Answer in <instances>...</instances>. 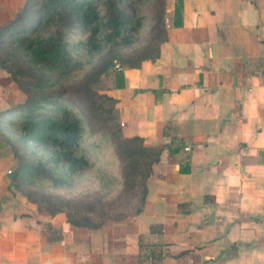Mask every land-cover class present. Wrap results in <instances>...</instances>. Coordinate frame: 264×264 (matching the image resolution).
I'll return each mask as SVG.
<instances>
[{
    "label": "crops",
    "instance_id": "crops-1",
    "mask_svg": "<svg viewBox=\"0 0 264 264\" xmlns=\"http://www.w3.org/2000/svg\"><path fill=\"white\" fill-rule=\"evenodd\" d=\"M25 0H0V28ZM158 58L110 74L124 137L163 148L142 211L96 229L16 195L0 155V264H264V0H163ZM190 151H184V147ZM153 227V229H150Z\"/></svg>",
    "mask_w": 264,
    "mask_h": 264
},
{
    "label": "rangeland",
    "instance_id": "rangeland-1",
    "mask_svg": "<svg viewBox=\"0 0 264 264\" xmlns=\"http://www.w3.org/2000/svg\"><path fill=\"white\" fill-rule=\"evenodd\" d=\"M104 1L97 0L99 4ZM119 5L126 12L133 31L125 30L124 26L119 28L118 34L112 27L101 29L94 43L101 46L102 52L94 54L87 46L90 33L86 29L80 25L62 29L71 63L67 70L60 73L32 65L28 56L12 45L10 36L4 37L3 44L0 43V155L9 156V163L4 166L11 171L7 174L11 178L17 166L40 167L45 171L33 176L30 181H22L19 177L14 182L16 195L32 204L42 215H47L56 206L61 207L63 212L59 214H64L65 218L67 215L74 218L86 216L98 222L106 215L107 218L127 215V220L132 218L137 206L135 198L123 185L122 165L111 138L98 133L94 135L86 119L82 120L81 132L72 150V157L85 164L74 166L55 164L53 151L65 150L41 149L32 142L28 144L21 139V131L14 126L15 121H21L20 117L26 115L25 111L17 112L15 109L28 101L35 102L37 112L55 120L63 116L60 105L72 114L80 115L82 106L75 102L72 90L95 65L109 59L121 65V59L131 58L142 49L155 46L156 41L151 42L156 33L153 28H166L161 1L122 0ZM103 12L101 8V17ZM158 17H161L160 23ZM102 21L106 23L104 17ZM37 24L36 20L31 22L32 31L36 30L34 33L41 37L57 28L55 23ZM110 74L100 78L95 87L100 94L108 87ZM35 84L39 87L34 88ZM40 97H50L51 100L38 102ZM56 102L58 106H55ZM5 139L8 146L4 143ZM55 180L58 184H54ZM51 201L53 206L49 204Z\"/></svg>",
    "mask_w": 264,
    "mask_h": 264
},
{
    "label": "trees",
    "instance_id": "trees-1",
    "mask_svg": "<svg viewBox=\"0 0 264 264\" xmlns=\"http://www.w3.org/2000/svg\"><path fill=\"white\" fill-rule=\"evenodd\" d=\"M161 2L163 0H160ZM122 0H105L99 4L97 0H25L23 7L14 15L10 22L0 28V43L3 38L10 36L12 45L21 49L29 58L32 65L44 67L53 73H60L67 70L71 63L70 55L66 49L63 39L62 29L80 25L90 33L87 46L94 54H101L102 48L94 43V38L100 30L105 27H112L115 34L119 33V28L124 26L125 30L133 31L129 27L126 12L119 5ZM101 8L104 10L103 23ZM36 20L38 24L49 25L57 24V28L51 34L41 37L32 31L31 22ZM161 22V17L159 18ZM37 24V25H38ZM172 25H181V5L175 6ZM156 33L151 42L156 41L155 46L146 47L136 53L133 57L121 59V69L115 70L112 59L101 60L90 72L73 88L72 96L75 102L81 104L80 115L72 114L71 111L60 105L63 116L55 120L44 113L37 112L34 103L28 101L18 106L15 111H25L26 115L20 117L21 121H15L14 126L21 131V139L25 142L34 143L41 149L60 148L64 152L54 150L55 164H68L70 166L85 164L72 157L73 146L79 137L83 118L87 120L90 131L108 135L114 145L115 154L122 165L123 185L128 193L136 200V208L132 217L137 216L142 210L147 189L146 183L148 176L152 173V166L159 161L163 148L146 147L144 140L140 137L126 138L117 121L115 112L116 100L105 93L100 94L95 87L101 81L100 78L115 74V78L121 79L123 69H137L142 62H153L158 58L159 47L166 41V29L164 27H154ZM38 30V29H37ZM90 42V43H89ZM127 42V41H126ZM37 84L34 88H38ZM50 97H40L38 102H48ZM58 106V103H54ZM13 108V107H12ZM16 108V107H14ZM11 110H9L10 112ZM13 114V113H12ZM1 138V136H0ZM5 145L8 141L5 139ZM45 171L40 167L29 168L26 165L17 166L12 177L16 182L17 178L22 181H30L33 176L44 174ZM54 184H58L55 180ZM50 200V199H49ZM53 206L52 201L49 202ZM63 212L61 207H53L48 212V216H54ZM67 222L75 227H85L96 229L107 222L123 221L127 215L115 218L101 219L96 222L90 217H71L66 216ZM150 229H153L151 227ZM157 243H150L148 250L141 257V264H147L148 258L151 264H157L161 259V252L158 251Z\"/></svg>",
    "mask_w": 264,
    "mask_h": 264
},
{
    "label": "built area",
    "instance_id": "built-area-1",
    "mask_svg": "<svg viewBox=\"0 0 264 264\" xmlns=\"http://www.w3.org/2000/svg\"><path fill=\"white\" fill-rule=\"evenodd\" d=\"M171 24H172V21L169 18L165 19L164 25L166 27H169ZM113 65H114L113 67H114L115 70H120L121 69L120 65L117 62H113ZM184 151L189 152L190 151V147L189 146L188 147H184ZM10 172L11 171L8 170L7 174H10ZM147 264H151V259L150 258H148Z\"/></svg>",
    "mask_w": 264,
    "mask_h": 264
}]
</instances>
